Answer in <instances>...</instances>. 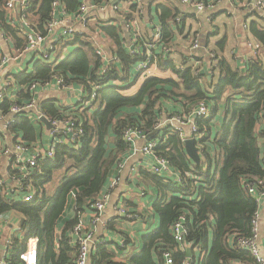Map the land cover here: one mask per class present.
<instances>
[{
    "label": "trees",
    "instance_id": "1",
    "mask_svg": "<svg viewBox=\"0 0 264 264\" xmlns=\"http://www.w3.org/2000/svg\"><path fill=\"white\" fill-rule=\"evenodd\" d=\"M4 1L0 0V23L16 43L17 30L7 25L3 16ZM52 1L35 0L28 11L32 23L37 25L35 29L42 33L46 32L45 26L51 18ZM61 1L70 9L78 6V0ZM129 17L125 16L126 19ZM175 18L176 15H172L166 24H160L162 40L155 54L160 57L149 64L170 68L175 78L147 77L132 96L121 95L119 90L131 85L127 81L134 72L136 78L141 76L140 72L134 71V64L140 57L119 46L114 52L116 59L104 62L86 35H73L56 44H78L85 57L92 54L91 65L86 60L85 63L67 60L53 67V64L37 59L39 72L27 69L17 76L24 83H42L61 73L64 80L80 82L85 99L89 98L92 85L100 87L96 91L97 100L89 105L80 102L74 111L52 110L48 100L39 102L47 117L71 113L80 122L83 135L72 146L57 145L52 158L40 161L43 172L33 177L31 201H11L0 192V215L11 211L19 213L18 226L23 234L14 236L10 264H19V253L31 237L37 239V264H74L73 251L77 248L69 244L68 234L79 214L89 210L90 202L102 194L109 176L121 162L122 154L129 147L122 132L129 126L139 128L156 141L154 153L165 158L179 178L176 180L151 171L140 172L143 180L157 189L152 213L158 226L143 233V249L128 262L163 264L162 251L169 249L175 263L179 264L185 258V252L174 241L171 225L184 215L185 242L191 246L194 264H256L250 252L237 244V239L251 235L252 220L258 209L257 200L246 186L255 180H264V56L260 58L264 51H259L243 67H232L214 53L215 57L209 58L207 72L202 69V64L194 69L185 66L184 61L189 57L201 60L197 55L189 56L187 51L182 54V64L175 65L169 55L161 58L160 54L162 49L170 52L174 33L182 30L181 22H175ZM105 28L108 31L109 26ZM110 28L113 32L109 31L108 35L115 36L116 29ZM256 30L258 32L253 33L264 43V31ZM215 69L218 70L216 80L212 78ZM205 78L206 87L201 84ZM96 101L98 105L93 109ZM165 101L176 104L171 113H187L199 101H205L209 108L206 118L194 119L202 133L200 138H193L199 162L188 156L185 139L178 131L170 125L157 126L162 113L169 112ZM220 104L224 107L216 129L211 123ZM33 122L42 125L39 119L22 114L10 128H20L24 132L23 139L31 140L34 138ZM74 190L75 214L65 222L56 255L53 229L68 195ZM103 247L97 246V252L92 256L93 264H113Z\"/></svg>",
    "mask_w": 264,
    "mask_h": 264
},
{
    "label": "crops",
    "instance_id": "2",
    "mask_svg": "<svg viewBox=\"0 0 264 264\" xmlns=\"http://www.w3.org/2000/svg\"><path fill=\"white\" fill-rule=\"evenodd\" d=\"M203 1L208 4L212 2L213 6H210L204 11L197 12L194 7L184 5L180 0H144L145 7L139 16L135 14L134 4L131 6L121 5L122 12L120 13L112 12L98 14L95 20L91 21L84 35H86L93 43L95 50L99 48L108 57L116 58L114 52L119 46L128 49V51L133 54L131 52L132 42L130 40V33L124 28L123 24L125 16H131V18L137 17L142 35L146 38L153 25L166 24L172 15H176V17L180 18L182 30H176L169 48V60H171L173 64H182V54L188 50L193 39L196 37L199 42V47L194 52V55L199 56L201 61L196 57L194 59L189 57L187 61H184L185 66H191L196 69L202 64V69L207 72L208 67L210 66L209 54L215 53L219 59L225 60L230 66L243 67L247 64L249 59L254 58L250 54L248 42L251 40H257L262 43V41H260L261 39L253 33L258 32L256 29L264 31V25L259 20L258 13L256 11L249 12L248 8L243 6L245 0H235L237 3H232L227 0ZM64 5L69 10H74L70 9L66 3H64ZM3 16L6 24L11 26L7 21L6 10H4ZM0 26L3 30V32L0 33V54H16L23 46L22 39L17 32L18 40H16L15 43L13 37L5 32L1 23ZM105 26H109L108 31ZM110 26L116 29L115 36L108 35L109 31L113 32V29H111ZM54 48L55 50L52 53V59L48 62L53 64L51 65L53 67L57 66L58 63L67 60H70V63L75 60L76 62L77 60H82L83 63H85L86 60L87 62L89 61L90 65L92 63V54H87V57H85L83 49H81L78 44H68L67 46H63L61 43H58L55 44ZM261 50L264 51V46H262L259 51ZM32 54L35 53L27 52L26 56H24L19 62H11L4 71L3 74L7 80L9 77H12V83L16 85L17 89H11L12 83L10 82L11 86L8 94L4 100L0 102V115L9 117L11 114L8 110V105L11 101H24L30 97L26 82H21L17 76L27 69V71H31L32 69H37V72L40 71V62L30 63L33 58ZM168 55L166 57H168ZM28 56H30L29 59ZM263 56L264 54H260V58H263ZM25 61H27V63H25ZM24 63L25 65L23 67H26L23 68V71L18 72V66H21ZM15 71H17L16 74ZM10 73H12V75ZM135 75L136 73L134 72L133 75L129 76L127 83L131 82V85L128 88H122L119 90L121 95H134L140 89L147 77L154 76L161 79L175 78V75L170 68L163 66L159 67L158 64H152L145 75L139 76L138 78H136ZM217 77L218 70L215 69L212 78L216 80ZM55 78H62L64 80L61 73L56 74L47 81L41 83L36 89L35 97L38 109L42 111L39 102L48 100L52 110L74 111L75 106L80 103V97L85 93L84 88L80 85L78 80L74 79H70V81L64 80L63 86H57L54 82H50ZM206 81L207 78L203 79L201 82L204 87H206ZM119 84L122 85V82ZM164 105L169 112L162 113L159 122H163L164 120L162 119L166 116L170 117L174 113L182 112L171 113L170 110L174 109L176 106V104L171 101H165ZM223 107L224 105L220 104L215 120L211 123L216 129L219 126V121L222 119ZM1 122L2 120L0 119V124ZM32 127V137L34 138L31 140L23 139L24 132L15 126L14 128H9L6 135L0 134V176L6 175L8 169V157L6 155H1L2 148L11 147L15 138L23 140L30 145V147L36 144H40L41 146L47 144L49 137L47 132L48 127L45 123L42 121L41 125L33 122ZM183 130L187 138H192L189 134L190 131L188 125H185ZM142 144V140L138 141L139 146ZM121 161L123 162L121 170L118 172V170L115 169L108 178L109 180L113 176L119 175L120 180L116 188L111 191L102 213V219L106 222L108 221L107 228H104L100 223L95 226L94 238L97 243L95 246L92 244L90 246V248H92L88 264H93L92 256L96 254L97 246H104L103 249L109 255V261L120 260L121 258L123 260L125 254L127 260L123 264H131L128 262L129 258L140 253L143 249V233H145L147 229H156L158 226L152 213V203L157 196V189L149 182L143 180L140 175V172L142 171H150L152 163L151 158L149 156H144L140 152H132L127 149V151L122 154ZM172 171H174V169ZM107 183L102 192L106 190ZM75 192V190L71 191L68 195L65 208L57 219L53 229V251L56 255L59 253V242L65 222L73 218L75 214L73 208ZM118 204H124L129 211L139 214L140 217L135 221H129L123 217H118L114 209ZM257 214L259 217L258 243L260 251L264 256V196L259 199ZM90 215L91 212L89 210L82 213V219L87 225L89 224ZM19 216V213L13 211L1 214L0 220L2 224H0V228L3 230L5 227V230L8 231L10 225H5L2 221L8 219L17 223L20 219ZM13 225L14 224H11V226ZM123 237L126 239V246L124 249H121L119 241ZM70 245L73 246L72 244ZM75 255L76 250L73 251V261Z\"/></svg>",
    "mask_w": 264,
    "mask_h": 264
},
{
    "label": "built area",
    "instance_id": "3",
    "mask_svg": "<svg viewBox=\"0 0 264 264\" xmlns=\"http://www.w3.org/2000/svg\"><path fill=\"white\" fill-rule=\"evenodd\" d=\"M123 0H102L96 3L95 0H78V6L74 10L66 8L61 0H53L51 2L50 20L45 26V33L35 29L36 26L29 18V10L32 7L35 0H5L3 9L7 11V21L13 28L17 29L20 38L23 41V46L17 51L16 54L7 55L0 54V100H4L7 96L9 88L11 86L10 81L4 76V71L7 69L11 62H19L27 52L35 53L32 57H39L46 62L51 61V51L54 49L57 41L71 37L73 35H84L91 21H94L98 14L101 13H120L122 12L121 2ZM232 3H237L235 0H227ZM184 5H190L194 7L195 11L200 12L213 6L204 2L203 0H180ZM135 14L140 15L145 7L144 0H133ZM243 6L248 8L249 12L256 11L258 18L264 25V0H245ZM139 18V17H138ZM175 21L180 23V18L176 17ZM124 28L130 33V40L132 42L131 52L138 55V59L134 64L136 72H140L141 76L145 75L150 68L149 65L152 61L157 60L159 55L157 49L160 41L162 40V30L160 25H153L150 29L148 37H144L141 32L139 21L137 17L125 18ZM2 27L0 26V33H2ZM250 47V54L256 57L259 50L264 43L257 40H251L248 42ZM199 47L198 39L195 37L188 48L187 52L189 56H193L196 49ZM96 54L102 58L104 62L115 60L116 58H110L102 52L99 48L95 50ZM168 49H162L160 52L161 58H165L168 55ZM210 58H214V54H209ZM154 58V59H153ZM182 68V66H180ZM23 71V69L21 70ZM12 75V73H10ZM50 82H54L57 86H63L64 80L62 78L52 79ZM43 83V82H42ZM39 82H27L26 86L30 93V97L24 101H11L8 105L10 116L0 115L2 120L0 124V134H7L10 126L15 123L18 116L22 114H28L35 119L42 120L46 117L49 127L48 142L46 145L41 146L36 144L32 147L23 140L18 138L14 139L11 147H3L1 155L8 157V169L6 175L0 176V192L9 200L29 202L34 196L33 177L43 172L40 166V161L50 159L54 156L55 148L57 145L65 144L72 146L76 142H79L83 135V130L79 125V121L71 113L65 112L64 115L47 117L42 111L38 109L37 100L35 97V91L40 86ZM99 85H92V90L88 99H85V94L80 97V102L84 105L92 104L93 100L97 98V90ZM209 114V108L205 101H199L187 113H175L170 117L163 118V122H159L157 126L170 125L176 131L179 132L181 138L186 139L187 136L183 130L185 125H188L190 131V137L200 138L202 133L198 131V127L195 125L194 119L196 117L206 118ZM122 137L128 143V149L132 152H140L144 156H149L152 160L150 171L169 177L176 178L179 176L175 171H172V167L168 161L154 153L153 148L156 146V141L151 139L148 134L142 132L135 126H129L122 132ZM142 140L143 144L138 145V141ZM31 150V152H30ZM123 162H119L116 170H121ZM174 175V176H173ZM119 175L113 176L108 180L106 190L102 194L90 202L89 211L91 212L89 218V224L87 225L82 219V213L79 214L77 223L73 226L68 234L69 244H72L77 248L74 258V264H88L91 244L96 245L97 241L94 238L95 226L102 224L104 228H107L108 221L102 219V213L105 205L109 199L111 191L119 184ZM248 192L254 196L259 202V199L264 196V180H255L250 182L246 186ZM118 217H123L129 221L137 220L140 215L133 213L123 204H118L115 208ZM184 215H180L171 225V233L176 244L183 252H186V248L191 246L185 242L186 227L184 223ZM258 214L257 211L252 220V232L248 237L238 238L237 244L244 249L248 250L254 258L256 264H264V256L262 255L258 243ZM4 224L10 225L8 231L0 228V264H10V249L12 248L14 241V232L19 230L17 223L4 219ZM0 224L1 220H0ZM11 224H14L11 226ZM19 236V235H18ZM121 249L126 246V239L123 237L119 241ZM2 246V247H1ZM94 248V247H93ZM163 264H176L172 251L165 249L162 251ZM127 258L124 254V259L113 260V264H122L126 262ZM38 252H37V239L31 237L27 240L26 247L19 253V264H37ZM179 264H194L191 256L185 258Z\"/></svg>",
    "mask_w": 264,
    "mask_h": 264
},
{
    "label": "water",
    "instance_id": "4",
    "mask_svg": "<svg viewBox=\"0 0 264 264\" xmlns=\"http://www.w3.org/2000/svg\"><path fill=\"white\" fill-rule=\"evenodd\" d=\"M42 121H43V123H45V125L47 127H49L48 120L46 117H43ZM184 145H185V150H186L188 156L191 159H193L194 161L199 162V155H198L197 147L195 145V140L193 138H187L184 140ZM185 255L187 257L191 256V249L189 247L186 248Z\"/></svg>",
    "mask_w": 264,
    "mask_h": 264
},
{
    "label": "rangeland",
    "instance_id": "5",
    "mask_svg": "<svg viewBox=\"0 0 264 264\" xmlns=\"http://www.w3.org/2000/svg\"><path fill=\"white\" fill-rule=\"evenodd\" d=\"M133 4V0H123L122 2H121V5L122 6H131ZM72 48V47H71ZM30 58V56H28V59ZM37 59H40L39 57H37V56H35V57H33L32 58V60L30 61V63H32L33 61H37ZM41 60V59H40ZM25 63H27V61H25ZM25 63L23 64V65H19L18 66V69H17V71L18 72H21V70L23 69V68H25V67H23L24 65H25ZM34 63V62H33ZM17 71H15V74L17 73ZM8 80L12 83V77H9L8 78ZM11 89H13V90H16L17 89V87H16V85L15 84H13L12 83V86H11ZM3 100H0V102H2ZM97 105H98V102L96 101L95 102V105L93 106V109H95L96 107H97ZM18 235H23L22 234V232L20 231V230H16V232H14V236H18Z\"/></svg>",
    "mask_w": 264,
    "mask_h": 264
}]
</instances>
